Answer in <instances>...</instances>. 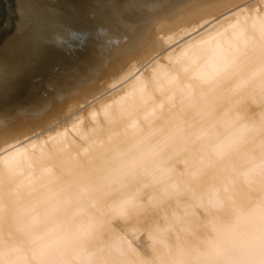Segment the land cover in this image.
<instances>
[{
  "label": "clouds",
  "instance_id": "obj_1",
  "mask_svg": "<svg viewBox=\"0 0 264 264\" xmlns=\"http://www.w3.org/2000/svg\"><path fill=\"white\" fill-rule=\"evenodd\" d=\"M21 143L0 119V264H264V0Z\"/></svg>",
  "mask_w": 264,
  "mask_h": 264
},
{
  "label": "bare ground",
  "instance_id": "obj_2",
  "mask_svg": "<svg viewBox=\"0 0 264 264\" xmlns=\"http://www.w3.org/2000/svg\"><path fill=\"white\" fill-rule=\"evenodd\" d=\"M144 1L140 2L139 0H103V1L102 0L101 1L100 0H73V2L71 1V3H67L66 0H16L17 4L23 2L24 5L22 4V6H23V8L25 7L24 9H22L23 11L25 10V12L23 14H22L21 8H19V11H20L19 20L23 19L25 22L27 21L28 25L29 24L31 25L30 30H28V26L24 29H27V31L32 30V32L35 35L37 34L36 35L37 37L39 36L42 39H45L47 42V43L45 42L46 44H48V42H49V45H51L56 50L55 51L56 54H60V51H63V53H64V51L66 50V46H68V42L66 41L65 37L62 35L63 32L67 29L65 28V26L60 27V25H59V29L57 30V33L55 35H53V33L51 32L53 36L52 35L50 36L49 34H47V30H45L46 26H44V32H42L43 26H41V25L44 22H37L36 18H39V17H36L37 7L34 9V7L36 5L38 6V4L39 5L42 4L43 7H49L51 9H53V11L55 10L57 12H61L62 15L64 13L65 14L66 13L67 14L72 13V12L76 13L80 17L79 21L83 20V17L85 18L86 14L88 16H91L89 14H93L94 15L93 22H91V21L89 22V24H88L89 28H88L87 32H85V34L89 33L90 36L94 37V39L96 40V44L91 42L92 40H90V38H89L90 36H89L88 37L89 39L86 41H90L91 43L94 44V46H92V47L88 46L89 50L88 49L87 50L89 52H87L85 49V51L88 54L84 53L87 55L83 56L84 57L83 60H81L82 58H80L77 55L78 54V52H77V54L76 55L74 54V56H76L77 58H80V62H78V60H79L78 59L77 60L78 63H76L75 65L72 64L73 65L72 68L70 66L71 70H69L67 72L66 71V69L68 68L67 66H66V69H65V67L63 68V66H62V68L65 69V72L61 71L63 69H61L59 71V69L57 68L58 70L55 71L56 73L54 74V76L51 75L52 77L51 78L49 77V80L47 79L44 82H42L40 85H38L39 87L36 86L37 88L34 89L33 93L31 92L32 94L30 93L31 95L28 98H26L22 102L19 99V101L21 102L20 105H18L17 107L13 106L11 109L9 108V110H7L6 112H0V119H2V120L5 119V120L10 121L9 118H12L13 120H14V118H16V121L11 122L14 129H15L14 134L16 136V139L12 141L11 146H13V145L15 146L17 140L19 142H21L23 139L29 138L34 130H36L35 131L36 133L39 131V129L38 130L33 129V131L31 130L32 132L30 131L31 132L30 134L28 133V131H29L28 125L33 124L34 126H36V124L41 123V122L39 120H21L20 117H22L24 115V113H32V114H40V115L47 113L50 116L54 115V118H53L54 120L52 122H55V119L57 118V115L55 112H56V109H58L59 103L61 101V96H62V92H63L62 89L64 88V84L67 83L68 81H70V83H76L75 87H77L79 93L78 94L75 93V96L72 99L70 98L71 100L66 102V104L69 102H72L73 104H77V103H84L85 101H90V99L95 97L102 90H104V89L108 90L109 88H112L118 84L125 83V85L123 87H121V86H120L121 88L119 87L120 88L119 90L117 89L116 91H114V89H113L114 92L112 91V93L109 94V96L119 95L127 87V84L129 81L137 78L138 76L141 75V73L146 74L145 70L150 68L154 62H155V64H158L161 67L167 66V64H168L167 57H170L172 55L173 51L177 48V47H174L175 46L174 43L177 44V42H179L184 37L190 36V34H192L199 27H201L202 25L207 23V21L209 19H211L212 17H215V15L218 14L219 12L224 11L228 8H232L234 6L249 5V6H252L255 8L262 7L259 3V0H252V1H249V0L248 1L247 0H225L226 5L228 4V6L225 9L218 8L220 6L215 7V8L213 6L214 9L212 11L205 12L203 15L198 14L197 16L192 17V15L190 14L189 11H186V12L184 11L183 13L178 12V14L176 13L177 15L173 14L174 15L173 17H169L168 20H165L167 22L160 23V22H162V21H160L159 22L160 24L157 27L155 26L156 29L154 28L155 29L154 31L151 30L153 32L151 35H149L148 32L150 31V27L158 15L162 16V14H165V13L167 14V13L171 12V10L175 7V5L179 6V4H180L181 6H185L187 4L192 3L193 0H160L156 3L155 2L154 3H144ZM223 2H224V0H223ZM217 5H218V3H217ZM105 6L110 8V11H108V13L106 11H104L106 8ZM18 7H20V6L18 5ZM207 7L208 6H206V9H207ZM184 8L185 7H182V9H179V10H181V12H182V10H184ZM204 10H205V8H204ZM205 11H207V10H205ZM172 12H175V11H172ZM24 15L26 18H24ZM39 15H42V14H39ZM47 15H49V14H47ZM50 15L52 17L51 12H50ZM44 16H46V15H44ZM42 18H43V16H42ZM165 18H167V17H165ZM52 19L53 18H51V20ZM38 20H40V19H38ZM61 20H62V18H60L59 21H61ZM161 20H162V18H161ZM46 22H47V20H46ZM59 23L61 24V22H59ZM154 23H156V22H154ZM37 24H39V25L41 24L40 25L41 27ZM25 25H27V24H25ZM46 25H47V23H46ZM61 25H63V23ZM62 27H64V28L62 29ZM131 27H133L132 31H130ZM51 28H52V26H51ZM89 29L92 30V32L89 31ZM24 31H26V30H24ZM30 35H31V39L29 42H27L28 44H24V48L21 47L18 55H16L18 59L16 57L14 58V63H16L15 61L17 60L19 64L18 63L13 64V68L10 71V73L8 74V78H6L3 81L4 83L6 82L8 84L6 89L5 88L2 89L4 92L9 91L10 89H8V88H10V87H12V88L16 87L17 89H18V87L20 88V85H18V87L16 85L22 82L23 78L28 75V72L30 71V69L34 65V63L33 64L31 63L32 65L27 66L26 63H28V62H25L24 65H23V63L21 64L22 59L26 58L28 60V58L31 59V58L35 57L34 55L37 54L36 51H34V52H36V54L33 53V49L26 48V45L29 47V45L32 46V44L33 45L35 44L36 40L33 41V39H37V41H39V39H38L39 37L35 38V35L34 36L32 34H30ZM158 35L161 36V37L160 36L158 37V38H160L159 49L167 50V52L163 53V55L161 57L154 60L147 67L145 66L146 68L141 69L140 72L139 71L137 72V70L142 66V64L154 55L152 52V50L154 49L153 44L154 43L156 44L157 41L155 42L154 39ZM19 36H20V38H19ZM19 36L16 35L17 38L21 39L20 34H19ZM28 36L29 35H27V37ZM32 36L34 37L33 39H32ZM72 38H73V36L71 37V39ZM85 38H87V37H85ZM158 38H156V39L158 40ZM22 39H24V38H22ZM74 39H75V42L78 44L77 46H79V44L82 41L81 36H77ZM84 40H83V42H84ZM19 42H21V41H19ZM23 42H25V41H23ZM90 42H88V43H90ZM146 42L148 44L147 45L148 47L146 46L148 48V50L146 51L147 48H145V51H142L144 49V46L146 45ZM88 43L85 42V45ZM17 44H18V42H17ZM22 44H23L22 42H21V44L19 43V45H21V46H22ZM8 45H10L9 48L13 46L12 43L8 44ZM80 45H82V44H80ZM17 47L18 46H16V49H17ZM36 47H39V45L37 44ZM142 47H143V49H142ZM9 48H5L4 50L6 51V49H9ZM77 48H79V47H77ZM77 48H75V49H77ZM83 48L84 47H82V50H83ZM77 51H79V49ZM42 52H44V51H42ZM80 52L82 53V51H80ZM3 53H4V51H3ZM10 53H13V52L10 51ZM50 53H52V52H50ZM38 54H37V56H38ZM40 54L42 55V53H40ZM1 55H0V60H1ZM13 56H14V54H13ZM38 57H40V55ZM76 57L71 58V60L75 61L74 58H76ZM3 58L5 60L8 59L7 57L5 58V55ZM38 60H40V59H38ZM6 61H8V60H6ZM67 61H68L67 65L71 64L70 62H72V61H70V59ZM3 63L0 65H3ZM53 66H54V64L52 65V67ZM50 67H51V64H50ZM41 73L43 74V72H41ZM34 74H36V73H34ZM44 75H46V74H44ZM47 76H48V74H47ZM87 76L89 77L88 80H84V81L81 80V78H84ZM1 77H2V74H1ZM102 78L103 79L106 78L107 80H105V82L103 81L104 83L102 82L103 83L102 86L101 87L98 86L99 87L98 88L96 83L98 81H101ZM2 79H3V77H2ZM51 81H53V82H51ZM0 83L2 84V82H0ZM1 84H0V86H1ZM31 85H33V84L31 83ZM14 90L16 91L15 88H14ZM20 92H24V91L21 90ZM23 94H25V93H23ZM69 95L70 94H68V96ZM16 96H14V98ZM102 96H104V95L102 94ZM15 101H17V100H15ZM61 106H60V108H61ZM63 109H61V110H63ZM59 112H60V110H59ZM55 115H56V118H55ZM33 125L31 127H33ZM52 126L54 127L55 124ZM40 127L42 128L41 125H40ZM40 131L38 132L39 135L42 134V131L41 132ZM32 139H33V137L31 139L22 141L21 143L28 142Z\"/></svg>",
  "mask_w": 264,
  "mask_h": 264
},
{
  "label": "rangeland",
  "instance_id": "obj_3",
  "mask_svg": "<svg viewBox=\"0 0 264 264\" xmlns=\"http://www.w3.org/2000/svg\"><path fill=\"white\" fill-rule=\"evenodd\" d=\"M67 1V3H71V1L73 2V0H66ZM101 1V0H100ZM103 1V0H102ZM140 2H142V1H144V0H139ZM158 1H160V0H145L144 1V3H156V2H158ZM248 1V0H247ZM249 1H252V0H249ZM217 3H218V5H217ZM22 4L24 5V3L23 2H21V3H19L18 5L20 6L19 8H21V11H22V14L25 12V10L23 11L22 9H24L23 8V6H22ZM41 4V3H40ZM216 5V6H215ZM201 6V7H200ZM206 6H208L207 7V9H206ZM211 6V7H210ZM213 6H214V8L215 7H218V6H220V7H218V8H221V9H225L227 6H228V4L226 5V2H225V0H224V2H223V0L221 1V0H193V2L192 3H190V4H187V5H185V6H181L180 4H179V6L177 5H175V7L171 10V12L172 11H175V12H169V13H165V14H162V16L161 15H158L156 18H155V20H154V22H156V23H154L153 22V24L151 25V27H150V31L151 30H155L156 28H155V26L157 27L160 23H164V22H167V21H165V20H168L169 19V17H173L174 15H177L178 14V12H180V13H183L184 11L186 12V11H189L190 12V14L192 15V17H195V16H197L198 14L199 15H203L205 12H209V11H212L214 8H213ZM37 7V15H36V17H39V18H36L37 19V22H44V23H42V25L41 26H43L42 28H43V30H42V32H44V26H46L45 27V30H47V34H49L50 36L52 35V33H53V35H55L56 33H57V30L59 29V25H60V27L61 26H65V28L67 29V30H65L64 32H63V36L65 37V39H66V41L68 42V46H66V50L64 51V53H63V51H60V54H56V50L51 46V45H49V42H48V44H46L47 42H46V40L45 39H42L41 37H37L33 32H32V30L31 31H27V29H24V28H26L27 26H28V30H30V28H31V25L29 24L28 25V23H27V21L25 22L23 19L22 20H19V24H18V27H17V29H16V32L7 40V41H5L1 46H0V53L2 54L3 53V51H4V53L1 55V62H0V64H2L3 62V65H0V82H2V84H1V86H0V112H6L7 110H9V108L11 109L13 106L14 107H17L18 105H20L21 104V102L22 101H24L26 98H28L32 93H33V91H34V89H36L37 87H39L38 85H40L42 82H44L45 80H49V77L51 78L52 76H54V74L56 73L55 71H57L58 69H59V71L61 70V69H63L64 67H65V69H66V66L68 67L67 69H66V71L68 72L69 70H71L70 69V66H71V68H72V66L73 65H75L76 63H78V62H80V58H82L81 60H83V56H86L88 53L87 52H89L88 50H89V47H92V46H94V44H96V40L94 39V37H92V36H90V34L89 33H86L85 34V32H87V30H88V28H89V26H88V24H89V22L91 21V22H93V19H94V15L93 14H89V15H91V16H88L87 14H86V16H85V18L83 17V20H81V21H79L80 20V17L78 16V14H76V13H64L63 15H62V13L61 12H57V11H53V9H51V8H49V7H43V5L41 4V5H39L38 4V6L36 5L35 7H34V9ZM106 8H105V10L104 11H106L107 13H108V11H110V8H108L107 6H105ZM178 7V8H177ZM182 7H185L184 8V10H182V12H181V10H179V9H182ZM204 8H205V10H207V11H205L204 10ZM33 9V10H34ZM175 9V10H174ZM177 9V10H176ZM200 9V10H199ZM228 9H230V8H228ZM44 10V11H43ZM193 11V12H192ZM40 12V13H39ZM50 12H51V14H52V17H51V15H50ZM177 13V14H176ZM39 14H42V15H39ZM47 14H49V15H47ZM174 14V15H173ZM44 15H46V16H44ZM109 15V14H108ZM23 16V15H22ZM41 16V17H40ZM42 16H43V18H42ZM53 18L52 20H51V18ZM67 17V18H66ZM165 17H167V18H165ZM24 18H26L25 17V15H24ZM60 18H62V20L61 21H59L60 20ZM89 20H88V19ZM161 18H162V20H161ZM38 19H40V20H38ZM46 20H47V22H46ZM54 20V21H53ZM57 20V21H56ZM164 20V21H163ZM216 20H217V14L215 15V17H212L211 19H209L208 21H207V23H205L204 25H202L201 27H199L196 31H194L192 34H190V36H192V35H194V33H196V32H200V31H202V30H205L209 25H211V24H213V23H215L216 22ZM49 21V22H48ZM61 22V24L63 23V25H61L59 22ZM64 21V22H63ZM160 21H162V22H160ZM47 23V25H46V23ZM52 22V23H51ZM82 22V23H81ZM160 22V23H159ZM158 23V24H157ZM25 24H27V25H25ZM157 24V25H156ZM37 25H39V24H37ZM36 25V26H37ZM39 25V26H40ZM86 27H85V26ZM40 26V27H41ZM51 26H52V28H51ZM55 26V27H54ZM83 26V27H82ZM48 27V28H47ZM41 28V29H42ZM47 28V29H46ZM64 27H62V29H63ZM87 28V29H86ZM152 28V29H151ZM155 28V29H154ZM54 29V30H53ZM24 30H26V31H24ZM86 30V31H85ZM133 30V27H131V30L130 31H132ZM22 31V32H21ZM50 31V32H49ZM89 31H91L92 32V30H90L89 29ZM129 31V32H130ZM148 32V34L149 35H151L152 34V32L153 31H151V32ZM32 32V33H31ZM52 32V33H51ZM19 34L21 35V39L22 38H24V39H19L20 38V36H19ZM26 34V35H25ZM30 34H34L35 35V38H38L39 39V41H37V39H33L34 37V35L32 36V39H33V41L34 40H36L35 41V44L33 45L32 44V46L31 45H29V47L26 45V48H28V49H33V53H35L36 54V52H37V54H38V56L40 55V57H38L37 56V54L36 55H34L35 57H33V58H31V59H29L28 58V60L26 59V58H24V59H22V62H21V64L23 63V65L25 64V62H28V63H26V65L28 66V65H32L33 63H34V65L32 66V68L30 69V71L28 72V75L26 76V77H24L23 78V80H22V82L21 83H19V84H17L16 86L18 87V85H20V88L18 87V89L16 88V87H10V88H8V89H10L9 91H7V92H4L2 89H6V87L8 86V84L5 82H3L6 78H8V74L10 73V71L12 70V68H13V64H17L18 63V61L16 60L15 62L16 63H14V58L16 57L17 58V56L16 55H18V53H19V50L21 49V47L22 48H24V44H28L27 42H29L30 41V39H31V35ZM88 34V35H87ZM16 35L17 36H19V38H17L16 37ZM27 35H29L28 37H27ZM52 35V36H53ZM73 36V38L71 39V37ZM77 36H81V38H82V41H81V43L80 44H82V45H80L79 44V46H77L78 44L75 42V37H77ZM90 36V37H89ZM160 35H158V36H156L155 37V39H154V41L156 42V44L154 43L153 45H154V49L152 50V52H153V56L150 58V59H148L146 62H144L143 64H142V66L137 70V72L139 71L140 72V70L141 69H144V68H146L150 63H152L154 60H156V59H158L159 57H161L162 55H163V53H165V52H167V50H163V49H159V40H160V38H158ZM190 36H186V37H190ZM85 37H87V38H85ZM90 38V40H92L91 42H93V43H91L90 41H86V40H88L89 38ZM161 37V36H160ZM186 37H184V38H186ZM92 38V39H91ZM156 38H158V40L156 39ZM17 39V40H16ZM27 39V40H26ZM85 39V40H84ZM12 40V41H11ZM16 40V41H15ZM83 40H84V42H83ZM19 41H21L23 44H22V46L21 45H19V43L21 44V42H19ZM23 41H25V42H23ZM44 41V42H43ZM7 42V43H6ZM10 42V43H9ZM17 42H18V44H17ZM42 42V43H41ZM46 42V43H45ZM85 42L86 43H88V42H90V43H88V44H86L85 45ZM12 43V47H10L9 48V46L10 45H8V44H11ZM6 44V45H5ZM37 44L39 45V47H36L37 46ZM178 44H179V42H177V44L176 43H174V47H177L178 46ZM36 45V46H35ZM49 45V46H48ZM84 45V46H83ZM148 44H147V42H146V45L144 46V49H143V47H142V51H145V48H147L148 46H147ZM177 45V46H176ZM8 46V47H7ZM16 46H18L17 47V49H16ZM31 46V47H30ZM41 46V47H40ZM89 46V47H88ZM147 46V47H146ZM77 47H79V48H77ZM81 47V48H80ZM82 47H84L83 48V50H82ZM5 48H9V49H6V51L4 50ZM37 48V49H36ZM43 48V49H42ZM75 48H77V49H75ZM11 49V50H10ZM79 49V51H77ZM85 49H86V51H85ZM88 49V50H87ZM157 49V50H156ZM44 51V52H42V51ZM75 52H74V51ZM148 50V48L146 49V51ZM8 51V52H7ZM10 51L11 52H13V53H10ZM34 51H36V52H34ZM80 51H82V53L80 52ZM50 52H52V53H50ZM77 52H78V54H77ZM40 53H42V55L40 54ZM70 53V54H69ZM84 53H87V54H84ZM8 54V55H7ZM13 54H14V56H13ZM74 54L76 55H78L80 58H77L76 56H74ZM4 55H5V58L7 57L8 59H6V60H8V61H6L3 57H4ZM11 57H10V56ZM64 59H63V58ZM69 57V58H68ZM73 57H76V58H74V60L75 61H72L71 60V58H73ZM10 59V60H9ZM18 59V58H17ZM38 59H40V60H38ZM63 59V60H62ZM69 60L70 59V61H72V62H70L71 64H68L67 65V63H68V61L67 60ZM79 59V60H78ZM4 60V61H3ZM12 60V61H11ZM77 60H78V62H77ZM6 61V62H5ZM57 61V62H56ZM65 61V62H64ZM13 62V63H12ZM32 63V64H31ZM40 63V64H39ZM54 64V66L52 67V65ZM58 63V64H57ZM64 63V64H63ZM19 64V63H18ZM50 64H51V67H50ZM56 64V65H55ZM73 64V65H72ZM3 66V67H2ZM42 66V67H41ZM61 66V67H60ZM62 66H63V68H62ZM146 66V67H145ZM4 68V69H3ZM48 68V69H47ZM58 68V69H57ZM9 69V70H8ZM46 71H45V70ZM65 69H63V70H61V71H63V72H65ZM38 70V71H37ZM3 71V72H2ZM6 72V73H5ZM38 72V73H37ZM41 72H43V74L41 73ZM34 73H36V74H34ZM1 74H2V77H3V79H2V77H1ZM44 74H46V75H44ZM47 74H48V76H47ZM52 75V76H51ZM34 76V77H33ZM109 76V75H108ZM5 77V78H4ZM37 77V78H36ZM36 80H34V79ZM89 79V77L87 76V77H84V78H81V80H88ZM33 80V81H32ZM41 80V81H40ZM105 80H107L106 78H102V80L101 81H98L97 83H96V85H97V87L99 86V87H101L102 86V84L105 82ZM36 83H35V82ZM39 81V82H38ZM104 81V82H103ZM35 84H34V83ZM38 82V83H37ZM51 82H53V81H51ZM103 82V83H102ZM31 83L33 84V85H31ZM76 83H70V81H68L67 83H65L64 84V88L62 89V96H61V101H60V103H59V106H58V109H56V115H57V117L58 116H60L62 113H63V108H64V106H65V104H66V102H68L69 100H71L74 96H75V93L76 94H78L79 93V91H78V89H77V87H75L76 85H75ZM125 85V83H121V84H118V85H116V86H114V87H112V88H109L108 90L107 89H104V90H102L101 92H99V94H97L95 97H93L92 99H90V101H92L93 99H99V98H101V96H102V94L104 95V96H109V94H111L112 93V91H113V89H114V91H116L117 89L119 90L121 87H123ZM30 86V87H29ZM34 86V87H33ZM37 86V87H36ZM121 86V87H120ZM98 87V88H99ZM120 87V88H119ZM14 88L16 89V91L14 90ZM75 88V89H74ZM30 89V90H29ZM21 90H23L24 92H20ZM73 90V91H72ZM30 91V92H29ZM113 91V92H114ZM29 92V93H28ZM32 92V93H31ZM71 92V93H70ZM14 93V94H13ZM23 93H25V94H23ZM31 93V94H30ZM74 93V94H73ZM27 94V95H26ZM68 94H70L69 96H68ZM73 94V95H72ZM17 95V96H16ZM22 95V96H21ZM67 95V96H66ZM14 96H16L15 98H14ZM27 96V97H26ZM24 97V98H23ZM71 98V99H70ZM13 99V100H12ZM19 99H20V101H19ZM15 100H17V101H15ZM15 103V104H14ZM62 105V106H61ZM60 106H61V108H60ZM6 109V110H5ZM61 109H63V110H61ZM5 110V111H4ZM59 110H60V112H59ZM59 112V113H58ZM62 112V113H61ZM56 115H55V118H56ZM52 118H54V115L53 116H51ZM10 119V121L9 120H6V121H9L10 123L11 122H13V121H16V118H14V120L12 119V118H9ZM5 120V119H4ZM54 119H52V121H53ZM51 121V122H52ZM55 124V122H52L51 123V125H54ZM12 124V123H11ZM42 126V128H44V125L42 124V123H38V124H36V126H34L33 124H31V125H28L29 127H28V133L30 134L32 131H33V129H39V131L40 130H42V128L40 127V125ZM33 125V127H31ZM38 126V127H37ZM32 130V131H31ZM31 131V132H30ZM36 130H34L33 132H32V134L30 135V137L29 138H25V139H23L22 141H25V140H28V139H31L33 136H34V134L36 133L35 132ZM38 131V132H39ZM35 132V133H34ZM36 133L35 134V136H38L39 135V133ZM41 132V131H40ZM34 133V134H33ZM33 135V136H32ZM21 141V142H22ZM14 146V145H13Z\"/></svg>",
  "mask_w": 264,
  "mask_h": 264
},
{
  "label": "water",
  "instance_id": "obj_4",
  "mask_svg": "<svg viewBox=\"0 0 264 264\" xmlns=\"http://www.w3.org/2000/svg\"><path fill=\"white\" fill-rule=\"evenodd\" d=\"M19 17L16 0H0V46L16 32Z\"/></svg>",
  "mask_w": 264,
  "mask_h": 264
}]
</instances>
